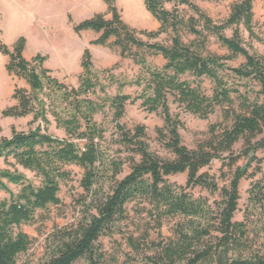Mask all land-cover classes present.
<instances>
[{
    "label": "trees",
    "instance_id": "1",
    "mask_svg": "<svg viewBox=\"0 0 264 264\" xmlns=\"http://www.w3.org/2000/svg\"><path fill=\"white\" fill-rule=\"evenodd\" d=\"M105 2L107 13H96L80 22H74L70 14L69 22L77 34L85 30L100 33L91 44L107 46L114 39L120 57L131 58L140 66V74L129 82L111 74L113 68L95 71L92 52L86 48L80 85L69 90L43 66L46 55L38 53L27 60L23 55L26 38L21 36L10 48L2 40L0 29V52L10 57L8 72L25 79L31 87V91L16 87L13 98L17 103L2 113L8 117L34 113L32 124L41 121L28 131L14 128L11 137L0 139V161L8 166L0 167V192L10 194L0 201V264H19V256L29 251L33 238L23 226L36 224L39 210L62 203L61 185L71 178L67 167L72 164L84 170L81 186L86 196L81 217L56 227L47 236L46 256L41 262L22 264H75L81 259L88 264H102L105 253L100 238L114 233L119 223L128 219V205L134 201L150 206L144 210L156 221L157 228H161L165 218H183L177 238L160 244L155 264H264V254L248 244L245 222L235 220L241 199L240 184L249 175L248 167L238 166V162L242 157L255 161L256 153L264 151V53L247 47L239 29L244 25L250 37L264 44V37L254 30L253 0L235 1L224 22L215 21L195 0H144L146 9L160 23L158 30L151 31L129 25L115 0ZM181 6H187L193 14L186 16ZM232 27L234 34L228 36L226 30ZM184 29L196 38L186 42L182 36ZM170 32V44L151 41ZM211 36L217 37L232 55L212 52ZM143 52L162 55L166 63L161 68L155 66ZM239 56L244 58L239 67L228 64ZM228 71L240 80L256 83L258 89L248 87L243 92L230 84ZM204 78L214 82L212 95L203 89ZM114 85L118 92L111 96L106 91ZM127 85H135L141 91L136 95L122 93ZM45 88L56 89L61 103L66 105H48L40 96ZM99 91L105 95L101 96ZM233 95L240 100L241 110H226L224 122L209 126L206 140L195 148L186 146L180 132L184 125L181 115L172 111L171 104L207 119L218 107L232 105ZM138 101L149 113L162 116L164 126L157 130L158 139L173 154L171 158L152 151L146 125L130 129L121 122L127 106ZM108 106L119 136L115 141L125 149L118 152L128 153L126 156L107 158L103 150L107 130L96 115ZM49 111L58 127L64 129L65 137L50 133ZM237 145L240 149H236ZM215 160H222L230 172L228 183L223 186L204 170ZM22 169L33 172L38 184ZM179 173L187 175L185 186L167 179ZM10 184L17 185L19 190L13 191ZM196 187L219 192L221 200L212 204L206 198L196 197L191 192ZM249 199L254 204L264 203L262 182L250 190ZM141 238L128 237L137 251L147 244L149 233Z\"/></svg>",
    "mask_w": 264,
    "mask_h": 264
},
{
    "label": "rangeland",
    "instance_id": "2",
    "mask_svg": "<svg viewBox=\"0 0 264 264\" xmlns=\"http://www.w3.org/2000/svg\"><path fill=\"white\" fill-rule=\"evenodd\" d=\"M215 21L224 22L229 17L232 4L237 0H195ZM254 2V30L264 37V0H253ZM123 19L132 27L138 30H158L160 23L146 9L144 0H115ZM22 4V5H21ZM81 0H0V17L2 29L5 32V39L20 34L28 39L30 49L36 53L47 56L43 66L51 70L50 75L57 78L61 83L65 84L69 90L78 88L80 85V76L83 72L81 61L86 48H89L93 56V69L101 71L106 68H113L111 74H114L120 81L129 82L140 74V66L131 58L122 59L120 57L119 48L113 45L111 39L107 46L91 44V41L97 39L100 33L93 30H85L80 34L75 33L72 24L67 19V12L73 14L74 22L86 19L83 14ZM171 8V5H167ZM181 10L186 16L193 14L187 6H181ZM84 15V16H83ZM85 17V18H84ZM108 17V16H107ZM110 17V15H109ZM89 18V17H87ZM244 44L254 51L264 53V44L250 37L249 32L244 25L239 27ZM235 27L228 28L226 34L232 36ZM173 33L163 34L159 38L151 41H159L164 44H170ZM183 39L190 42L196 36L187 30H182ZM144 40H149L145 35H140ZM209 49L221 56H231V51L221 44L217 37L211 36ZM145 53V52H143ZM148 59L151 64L163 67L166 60L162 55L152 56L148 53ZM232 67H239L244 63V58H238L227 61ZM228 79L230 84L238 86L243 92L246 88L251 87L258 89L256 83L247 82L238 79L231 71H228ZM11 75V74H10ZM14 76V75H13ZM105 83H108L107 75H105ZM16 77V76H15ZM31 91L30 85L25 79L16 78L15 86L23 87ZM202 86L209 95L214 93V82L208 78H204ZM141 89L135 85H127L122 93L136 95ZM107 94L114 96L118 90L117 85L107 89ZM101 96L105 93L99 91ZM40 96L47 100L48 105L53 102L54 106L61 103L60 94L54 88H45ZM254 97V94L251 95ZM13 98V97H12ZM51 98V100L49 99ZM234 102L232 105L226 104L216 109V112L209 118H201L197 115L184 111L178 107V104L172 103L171 108L174 113H180L183 121V127L180 132L183 143L189 148H195L197 145L208 138L209 126L212 123H222L225 120V111L228 109L241 110L240 100L233 95ZM14 99V98H13ZM49 99V100H48ZM16 100V99H14ZM17 103V100H16ZM6 99L0 102V139L3 137H11L13 129L19 131H28L31 127H36L41 121L33 123L34 113L24 117H8L3 115V111L8 107L15 105ZM66 105V103H61ZM51 121L49 125L50 133L65 137L64 129L59 128L51 111L48 113ZM97 121L102 124L107 132V141L103 143V150L107 158L114 156H126L128 153H119L123 150L119 143L115 140L119 138L113 111L108 106L106 109L96 115ZM127 128L134 129L139 124L147 127L148 143L152 151L162 157L171 158L173 154L164 147L158 139L157 130L164 126V120L160 114L149 113L142 105L141 101L127 106L126 114L121 121ZM44 126V123H42ZM236 149H240L237 145ZM257 160L249 161L248 158L242 157L238 162V166L248 167L249 175L242 179L240 184L239 209L235 214V220L244 221L246 224V232L248 244L254 246L261 254H264V203L254 204L250 201V190L257 182L264 184V151L259 150L256 153ZM0 167L8 166L1 160ZM68 170L72 172L71 178L62 182L60 205H50L45 211L39 210V221L34 225H24L23 229L33 238L31 248L27 253L21 254L18 258L19 264L24 262L39 263L46 256V238L58 226H64L75 222L81 217L83 208V200L86 192L81 186V180L84 170L77 165H69ZM210 174L214 175L220 186L228 183L230 172L228 167L223 166L222 160H215L210 166L204 168ZM22 171L38 184V178L33 172L22 169ZM128 171V168H127ZM226 173L224 175L223 173ZM170 182L185 186L187 181L186 173H179L168 176ZM10 188L17 192L19 187L10 184ZM196 197L208 199L212 204L220 201V193L213 192L206 188L196 187L191 189ZM10 194L4 191L0 192V201L8 199ZM150 207L147 203L134 201L128 205V219L119 223L118 229L110 234L102 236L99 240L105 256L102 264H155L158 256L160 244L170 239L177 238V232L182 224L183 218L180 216H172L163 220L161 228L156 227V221L148 214L144 208ZM149 233V240L142 250H135L129 243L128 237L133 235L135 238L142 239L143 234ZM75 264H88L86 259H81Z\"/></svg>",
    "mask_w": 264,
    "mask_h": 264
},
{
    "label": "crops",
    "instance_id": "3",
    "mask_svg": "<svg viewBox=\"0 0 264 264\" xmlns=\"http://www.w3.org/2000/svg\"><path fill=\"white\" fill-rule=\"evenodd\" d=\"M20 3V0H15ZM81 6L83 9V14L87 17H92L96 13H107L108 12V5L105 2V0H81ZM22 5V4H21ZM67 13V19L69 21V15L71 14L73 17V14L68 10ZM110 14H107L109 17ZM84 16V15H83ZM86 17V18H87ZM85 18V17H84ZM84 20V19H83ZM82 21V20H81ZM80 22V21H79ZM1 25V17H0V29ZM20 34H15L14 36L5 39V32L2 30V40L10 47L12 48L16 41L20 38ZM40 53V52H39ZM38 53L35 51H32L30 49L29 41L26 38V47L24 50V57L27 60H32ZM10 60V57L6 54H3L0 52V102L5 101L8 99V101H11V104L16 103V100H14L12 97L14 95L15 91V80L18 77H15L13 75H10V73L7 70V64ZM27 88V86L25 85Z\"/></svg>",
    "mask_w": 264,
    "mask_h": 264
}]
</instances>
